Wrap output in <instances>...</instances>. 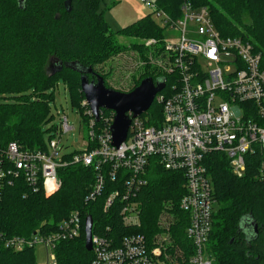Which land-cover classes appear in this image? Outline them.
I'll return each instance as SVG.
<instances>
[{"label":"trees","instance_id":"16d2710c","mask_svg":"<svg viewBox=\"0 0 264 264\" xmlns=\"http://www.w3.org/2000/svg\"><path fill=\"white\" fill-rule=\"evenodd\" d=\"M99 1L25 0L20 6L17 0H0V145L14 140L28 149L46 148L45 126L51 119L49 101L60 80L79 109L84 98L81 77L88 81L102 78L104 85L112 88L107 78L110 73L103 71L101 64L126 49L116 40L117 33L130 32L136 40L163 37V28L151 14L122 30H111ZM183 1L158 0V5L168 14L179 16ZM191 1L194 6L207 7L223 35L251 42L263 54L264 62V0ZM131 43L132 50L144 60L142 73L133 79V88L145 77L154 81L168 79L166 71H150L152 66L145 50L152 48L141 43L142 48L136 41ZM154 52L158 60L159 51ZM152 107L154 110L149 109L147 114L160 117V106ZM103 114L113 116L105 109ZM206 160L214 197L208 238L212 264H264V155L247 154V168L242 176L234 174L219 153H209ZM146 171V184L135 195L140 205L138 227L123 225L121 201L103 209L109 191L120 188L122 179L107 182L108 187L95 200L85 201L92 170L81 164H68L59 168L60 189L49 197L42 192L32 193L21 180L6 188L0 199V232L29 236L36 229H54L71 211L79 210L81 216H92L94 228L102 236L119 241L123 235L141 233L149 244L166 252L167 260L172 258L168 264H182V254L186 259L191 253L185 235L188 215L178 205L184 192L182 174L161 169L157 164L149 165ZM245 216L256 224L257 235L253 239L248 240L246 230L240 227ZM107 225L110 231H106ZM81 230L78 237L55 244L57 264H91L92 252L86 250L85 231L83 227ZM34 249L15 251L0 242V264H36Z\"/></svg>","mask_w":264,"mask_h":264},{"label":"built area","instance_id":"2783aa9c","mask_svg":"<svg viewBox=\"0 0 264 264\" xmlns=\"http://www.w3.org/2000/svg\"><path fill=\"white\" fill-rule=\"evenodd\" d=\"M140 1L160 18L157 24L170 33L169 38L163 35L161 39L146 38L143 42L159 51L160 63L168 76L152 105L139 116L128 113L129 133L118 148L111 144L114 113L109 110L113 116L107 117L103 114L105 108L100 109L96 120L85 97L79 109L81 127L86 130L84 149L71 156L60 154L61 136L74 129L64 113L60 115V125L49 123L51 132L45 149H28L14 140L0 145V199L5 189L19 180L32 193L42 192L49 197L60 189L59 168L81 164L93 173L85 201L92 202L108 183L120 178L122 186L109 191L103 209L121 201L123 225L138 227L140 205L135 195L146 184L147 167L157 164L161 169L180 172L183 177L184 192L178 205L188 215L185 235L191 253L186 259L182 254V264H212L208 238L214 197L206 159L209 153H219L232 172L242 176L247 168V154L264 155L263 54L239 36L223 35L205 6L197 7L191 0H184L180 16L176 17L160 8L158 0ZM154 104L160 106V117L147 114ZM85 218L74 210L54 229H36L29 236L0 232V242L15 251L35 247L36 243L47 245L49 264H57L55 244L78 237L82 227L84 230ZM94 223L91 264L170 262L166 252L149 244L141 233L126 234L115 241L102 236ZM105 229L110 231L111 227L107 225Z\"/></svg>","mask_w":264,"mask_h":264},{"label":"rangeland","instance_id":"374dc122","mask_svg":"<svg viewBox=\"0 0 264 264\" xmlns=\"http://www.w3.org/2000/svg\"><path fill=\"white\" fill-rule=\"evenodd\" d=\"M100 8L104 10L103 16L109 25L110 29L113 31H119L124 29L128 24L135 23L139 21L146 14H151L152 19L160 23V18L155 17L152 14V9L144 4L140 0H100ZM180 16V15H179ZM178 17V16H176ZM162 28V27H161ZM163 35L166 38L170 33L164 31ZM175 35V34H174ZM116 40L126 46V49L120 53L115 54L112 59H109L101 64L103 71H108L110 75L107 76L109 85L113 86L114 89H121L123 92H130L133 89L135 84L134 78L138 77L142 72L141 66L144 64V60L137 56V52L132 50V41H136L137 45H141L144 42L143 40L133 39L131 33H117ZM146 39V38H145ZM144 44V43H143ZM145 46V44H144ZM146 47V46H145ZM151 49V47H147ZM153 50V48L151 49ZM145 50V53L148 55L150 65L152 68L150 71L153 73L165 72L163 65L160 63L159 55L158 60H156L154 50ZM152 57V58H150ZM50 103V117L51 119L46 123L45 128L47 127V133L44 135V141L46 142L51 129L48 128L50 124L60 125V115L66 114L69 120V124L74 127L67 133H64L61 136V141L59 145H62V153H72L76 150H82L86 147L85 145V133L86 130L82 126V117L79 113V108L77 105H74L65 89L63 88L62 80L59 81L55 92L53 93V99L49 101ZM154 108H150L152 112ZM57 112H60L59 115ZM44 128V130H45ZM34 260L36 264H49V247L47 245L36 243L34 249ZM169 260L172 262V258L169 257Z\"/></svg>","mask_w":264,"mask_h":264},{"label":"water","instance_id":"95a60500","mask_svg":"<svg viewBox=\"0 0 264 264\" xmlns=\"http://www.w3.org/2000/svg\"><path fill=\"white\" fill-rule=\"evenodd\" d=\"M24 1L17 0L20 6ZM163 81L161 78L154 81L150 77H145L130 92H123L106 87L102 78H97L96 81H88L85 77H81L80 88H82L85 100L89 103L96 120L99 119L100 109L105 108L114 113V118L110 125L111 144L118 148L129 133L131 118L128 113L132 116H139L145 113L152 105L154 96L164 88ZM92 221V216L86 215L84 221V244L87 251L92 250ZM239 224L241 228L246 230V238L248 240L253 239L257 235L256 224L253 223L251 217H243Z\"/></svg>","mask_w":264,"mask_h":264}]
</instances>
